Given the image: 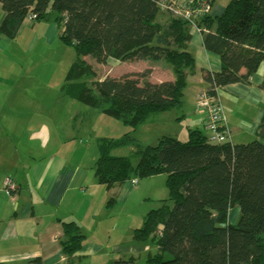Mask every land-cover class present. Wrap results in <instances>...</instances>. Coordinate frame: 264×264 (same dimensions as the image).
Here are the masks:
<instances>
[{
    "label": "trees",
    "instance_id": "1",
    "mask_svg": "<svg viewBox=\"0 0 264 264\" xmlns=\"http://www.w3.org/2000/svg\"><path fill=\"white\" fill-rule=\"evenodd\" d=\"M159 0H1L6 16L0 33L14 39L29 13L47 19L51 7L61 41L77 60L61 86L63 96L111 116L127 128L120 138L98 140L94 165L99 184L167 175L169 200L149 212L133 232L136 243L153 239L157 253L147 264H264V143H212L199 129L187 140L162 136L143 146L134 134L150 118L183 105L188 78L197 72L190 22L161 10ZM204 47L221 58L222 69L206 73V90L249 84L264 65V0H231L222 14L197 20ZM98 64L136 63L169 69L173 81L141 83L151 69L121 78L98 79ZM264 88V83L262 85ZM264 132V121L261 133ZM132 147L129 156L113 150ZM137 159L134 165L133 159ZM240 209L236 224L229 221ZM61 246L67 264H83L85 235L76 222H62ZM168 257H165L167 256ZM120 259L111 264H131ZM38 264H41L39 262Z\"/></svg>",
    "mask_w": 264,
    "mask_h": 264
},
{
    "label": "crops",
    "instance_id": "2",
    "mask_svg": "<svg viewBox=\"0 0 264 264\" xmlns=\"http://www.w3.org/2000/svg\"><path fill=\"white\" fill-rule=\"evenodd\" d=\"M215 1L211 10L213 17L223 13L229 3V0H221L217 5ZM5 16L0 0V26ZM56 16L50 7L47 19L26 17L14 39L0 33V264H67L61 246L62 222H76L81 227L85 235L81 252L83 264H87L95 253L107 258L110 251L120 248L122 241L113 246L106 242L109 247L102 250L104 235L93 233V228L99 226V221L107 219L108 214L111 216L112 211L120 213L121 207L130 203L133 192L141 191L133 180L115 184L111 189L99 184L94 173L98 145L74 148L69 141L75 136L64 133L62 120L66 110L67 114L71 113L68 115L71 120L77 116L74 103L60 90L75 57L66 59L69 48L60 39L63 28H59ZM191 35L190 46L197 72L188 78L183 105L177 111L150 118L139 128L137 132L144 136L136 138L143 146L155 145L172 126L175 132L169 135L179 139H187L192 129H199L209 136L205 128L206 113L197 107L196 96L207 88L205 74L221 71V58L205 49V33L197 25H192ZM41 46L48 51L41 50ZM61 55L65 74L59 83L54 82V77ZM86 60L89 61L88 57ZM91 61L98 72L99 67L110 68L114 75H108L112 77L151 69L150 76L141 79L142 84L174 80L169 69L150 66L145 61L106 65L96 63L93 57ZM263 83L264 65L251 76L249 84L237 83L218 90L225 108L230 141L234 145L254 140L264 143V132L261 133ZM87 111L91 113L90 109ZM157 126H160V132L151 135ZM124 129L128 130L127 127ZM53 141L60 146L49 149ZM121 151L130 154L133 148H122ZM161 176L163 174L149 177L148 185H140L142 190L153 187ZM7 177L19 186L15 195L3 189ZM160 180L166 188V178Z\"/></svg>",
    "mask_w": 264,
    "mask_h": 264
},
{
    "label": "rangeland",
    "instance_id": "3",
    "mask_svg": "<svg viewBox=\"0 0 264 264\" xmlns=\"http://www.w3.org/2000/svg\"><path fill=\"white\" fill-rule=\"evenodd\" d=\"M215 2H218L217 5H219L221 4L222 1L216 0ZM161 10L163 9L161 8ZM220 14L222 13H219L218 16ZM197 20H196V25H197ZM205 31L206 30H204V32ZM67 47L69 48V54L66 56V59L69 60L75 57V61H76L77 54L75 52V49L70 46ZM41 50H43L44 52L48 51V49L43 46H41ZM88 59L90 61L92 60V57L88 56ZM62 62H64V58L61 55L60 62L57 67L58 72L57 74H55L54 82L58 81L60 83L64 78L65 69H63V66L61 65ZM98 69H100V72H98V70L96 69L98 73V79H104V77L121 78V77L109 76L108 74L114 75V72H112L111 69L108 67L104 66V67H99ZM70 101L71 103H74L77 116L74 117L73 120H71V116L68 118V115H71V113L67 114V110H66L65 112L66 117L62 120V125L64 127L65 135L69 134L75 136L69 141V143H72L71 145L74 148L80 146L85 147L91 144L92 146L98 145V140L100 138L107 136L109 138H120L127 132L124 129V127L126 126L117 119L112 118L106 114H103L99 110L97 111L95 109H92L77 100L70 98ZM88 109H90L91 113L87 111ZM92 111L94 113H97V115L94 114ZM159 129L160 126H157L155 129L151 131L150 134L155 136L156 133L160 132ZM148 130H149V126L147 131ZM177 130L180 131L179 128H177ZM174 132H175V128L172 126V128H169L164 135L172 136L169 134H172ZM138 135L144 136L142 132H136L134 134V137ZM54 140H56L55 135H54ZM181 140H187V139H181ZM157 143L158 141L155 143V145ZM59 146H60L59 143L53 141L49 149ZM92 148L94 149V147ZM122 148H128V147H122ZM122 148L113 150V153L114 154L119 153L126 156H129L131 154V153L129 154V152L125 154L122 153L121 151ZM133 162L136 165L137 159L136 158L133 159ZM165 178H166L165 181L166 188L163 186V181L161 183L160 180ZM147 179L148 178L136 179L137 183L136 185L135 184L134 185L135 187L139 186V189L141 191L133 192L132 197L130 199V203L122 206L120 209V213H116L112 211L111 216L108 214L107 219L103 221H99L98 222L99 226L97 228L95 227L93 228L94 229L93 233L95 232L97 235H104L102 236L101 239L103 240L104 243V246L101 247L102 250H106L107 247H109L108 245H105L106 242L109 243L110 246H113V245H117L119 240H121L122 244L120 245V248L118 249V247H116L114 251H110L107 257L109 259L105 263L102 262L107 258L103 259L101 253H95V255L91 257V260H89L87 264H111L120 259L130 260V258H132L133 261L131 264H147L148 258L157 253V245L155 244L152 238L145 242L136 243L133 241V232L135 229L143 226L145 222V218L149 212L153 210H157L163 206L172 207L173 202L169 200V189L166 184L167 182L166 174H163L161 178H157L158 180L154 182L155 185L153 187L148 188L146 190H142L143 186L148 185L149 181H147ZM138 183L140 184L137 185ZM141 184L143 186H140ZM150 185H153V183H150ZM159 197L161 199H158ZM240 216H241L240 209L238 207H235L232 209L230 213L229 221L233 224H236L240 219ZM109 230H111V233H108ZM165 257H168V255Z\"/></svg>",
    "mask_w": 264,
    "mask_h": 264
},
{
    "label": "built area",
    "instance_id": "4",
    "mask_svg": "<svg viewBox=\"0 0 264 264\" xmlns=\"http://www.w3.org/2000/svg\"><path fill=\"white\" fill-rule=\"evenodd\" d=\"M159 7L171 13L177 18L184 19L196 26V20L211 15L212 0H159ZM30 20H36L35 13H29ZM197 107L206 113L205 128L209 132L208 139L212 143L230 141V130L227 125L225 108L221 103L218 91L209 93L206 89L196 96ZM133 184L137 180L132 181ZM3 189L11 195H15L19 189L17 183L11 177L4 180Z\"/></svg>",
    "mask_w": 264,
    "mask_h": 264
}]
</instances>
